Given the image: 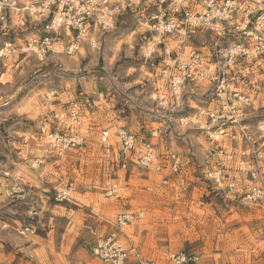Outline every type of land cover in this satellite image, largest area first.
<instances>
[{
    "label": "rangeland",
    "instance_id": "rangeland-1",
    "mask_svg": "<svg viewBox=\"0 0 264 264\" xmlns=\"http://www.w3.org/2000/svg\"><path fill=\"white\" fill-rule=\"evenodd\" d=\"M7 1L20 9L41 0ZM42 21L25 10L7 13L0 44L11 39L19 46L30 35H41ZM143 34L136 16L127 12L108 31L91 32L73 56L18 55L5 67L0 64V264H99L93 247L123 212L136 216L124 227L123 241L156 264H174L171 258L180 254L184 264H264V200H243L245 179L238 193L215 184L209 173L227 164L204 133L179 120L211 104L210 86H187L172 112L169 103L153 100L156 88L158 94L165 91L160 58L141 55ZM211 43L196 32L187 47L207 54ZM16 60L18 68L12 67ZM245 75L247 121L258 142L264 61L252 60ZM73 105L89 138L81 148L58 155L46 134L55 127L53 115ZM121 129L135 142L125 160L115 137ZM102 130L111 135L109 153L98 144ZM145 144L153 148L159 170L140 166ZM173 155L179 160L176 170ZM113 184L117 193L109 197ZM69 185L73 201H56L57 190ZM15 186L18 191L7 196L5 190Z\"/></svg>",
    "mask_w": 264,
    "mask_h": 264
},
{
    "label": "built area",
    "instance_id": "built-area-1",
    "mask_svg": "<svg viewBox=\"0 0 264 264\" xmlns=\"http://www.w3.org/2000/svg\"><path fill=\"white\" fill-rule=\"evenodd\" d=\"M14 5L0 1L1 23L6 22L7 13L19 15L25 10L30 16L43 17L42 32L39 36H28L19 46L11 39L3 41L0 44L3 67L18 55H33L39 60L54 53L73 56L91 32L108 31L118 17L133 13L144 29L142 57L160 58L159 77L165 93L158 94L156 88L153 100L169 103L170 112L176 111L187 86L207 83L212 90V106L194 115H182L180 123L195 125L216 146L221 162L227 164L218 165L209 173L215 184L225 185L222 190L229 194L238 193L239 184L245 179L249 184L241 193L243 200L249 203L264 200V125L257 128L259 139L255 142L247 121L249 100L242 90L250 62L257 58L264 61V0H41L36 6L20 9ZM196 32L211 39L207 54L187 47ZM12 67L18 68L19 61H14ZM53 121L55 127L46 137L58 155L79 149L88 141L89 132L82 130L77 105L55 113ZM115 137L125 160L135 146L134 136L121 129ZM98 144L106 153L110 152L113 144L108 130L100 132ZM171 157L172 170H176L179 160ZM138 162L145 169L154 166L159 170L150 144L144 145ZM17 191L15 186L5 193L13 196ZM72 192V185L64 186L57 190L55 200L72 202ZM106 192L107 196H114L117 185H111ZM135 217L130 212L115 217L113 231L93 247L99 264H156L144 258L134 244L122 239L124 227ZM261 240L264 244V229ZM171 262L184 264L187 259L180 254L173 256Z\"/></svg>",
    "mask_w": 264,
    "mask_h": 264
},
{
    "label": "bare ground",
    "instance_id": "bare-ground-1",
    "mask_svg": "<svg viewBox=\"0 0 264 264\" xmlns=\"http://www.w3.org/2000/svg\"><path fill=\"white\" fill-rule=\"evenodd\" d=\"M33 17H36V16H33ZM158 40V39H157Z\"/></svg>",
    "mask_w": 264,
    "mask_h": 264
}]
</instances>
